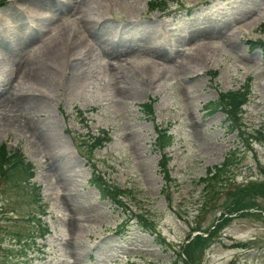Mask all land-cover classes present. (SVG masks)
Segmentation results:
<instances>
[{
    "label": "rangeland",
    "instance_id": "obj_1",
    "mask_svg": "<svg viewBox=\"0 0 264 264\" xmlns=\"http://www.w3.org/2000/svg\"><path fill=\"white\" fill-rule=\"evenodd\" d=\"M151 1L0 0V146L21 150L36 170L24 192L0 185V264H169L173 252L141 218L170 243L183 242L188 218L180 221L178 210L200 208V179L227 153L236 155L216 189L262 178L264 54L247 41L264 38V0H180L165 14L150 12ZM247 82L243 123L263 136L250 147L207 108ZM152 100L155 122L141 110ZM156 123L175 137L163 151L175 179L166 197ZM101 130L112 141L89 149L86 140ZM93 164L129 192L124 207L89 184ZM220 194L199 219L205 229L224 206ZM237 244L246 250L231 249ZM206 264H264V214L234 219Z\"/></svg>",
    "mask_w": 264,
    "mask_h": 264
},
{
    "label": "trees",
    "instance_id": "obj_2",
    "mask_svg": "<svg viewBox=\"0 0 264 264\" xmlns=\"http://www.w3.org/2000/svg\"><path fill=\"white\" fill-rule=\"evenodd\" d=\"M179 0H152L149 2L148 7L151 12L161 11L165 12L169 9L170 4L178 3ZM260 32L264 35V23L259 27ZM247 45L250 50H259L264 54V38L256 41H247ZM218 73H214L216 77ZM237 90H228L226 92H220L218 99L208 104L207 108L211 109L212 113L222 112L231 125L229 131H237V135L246 144L245 147H250L252 142H260L263 139L261 131L257 130L250 134L247 132L243 123V109L247 104L248 97L250 96V85L247 82L246 85H242ZM154 101L146 102L141 105L142 113L146 117L152 118L155 122ZM255 133V134H253ZM155 146L159 152H162L161 159L159 161L160 172L163 175L164 189L163 193L169 196L171 189L174 187L175 179L172 176V171L169 167L172 160L170 154L163 152L166 148L171 146L175 142V137L170 134L169 128H164L162 125L155 124ZM112 141L111 134L108 131L102 130L97 132L96 135H91L86 140V145L89 149L97 150L104 147L106 143ZM251 142V143H250ZM243 146V147H244ZM93 154V151H91ZM227 153L224 161L221 165H216L213 168L208 169L207 175L200 179V183L203 184L202 200L200 208L194 210L192 214L187 213L182 208L178 210V219L184 220L188 218L187 223L189 225V232L186 233L183 242L170 243L162 233L158 230V227L154 220L148 217L141 218L145 226V231L156 236V240L166 250H171L175 256V260L169 264H206V256L208 251L223 237V230L227 228L234 219H244L247 217H253L261 219L264 214V207L258 204V199L264 197V168L260 170L261 179L251 178L244 184H236L232 180L228 185V189L220 191L215 188V184L219 181L223 182V175L230 163L234 160L235 152ZM84 158L86 155H82ZM88 164L92 162L90 157H87ZM91 178L89 184L94 186L100 193L101 198L109 200L112 205L117 208L124 207L123 199L125 196L130 195L129 192L121 187L114 186L109 180L105 178V175L95 167L92 166ZM36 176L35 166L29 162L24 153L21 150H9V148L2 144L0 146V185L4 186L13 185L18 192L26 191L27 185L32 183V180ZM228 180V179H227ZM249 182V183H248ZM233 186V187H231ZM31 192L34 194V203H41V187L35 185ZM224 194V206L219 207L218 215L213 223L208 228H203L199 219L204 213H208L210 206L217 203L220 200L221 194ZM171 202V199L167 200ZM3 211V210H1ZM11 212H15L12 210ZM177 212V211H175ZM177 212V213H178ZM5 215V212H1ZM45 212L38 217L30 216V221L40 222ZM191 218H193L191 220ZM127 221V220H125ZM124 226H121V229ZM41 238L45 237L49 230L40 231ZM195 233H201L194 235ZM31 237V236H29ZM21 242V239L18 240ZM25 244V243H24ZM26 246V244H25ZM244 244H237L231 247L242 249ZM25 247L19 251L22 253ZM246 250V249H242Z\"/></svg>",
    "mask_w": 264,
    "mask_h": 264
}]
</instances>
